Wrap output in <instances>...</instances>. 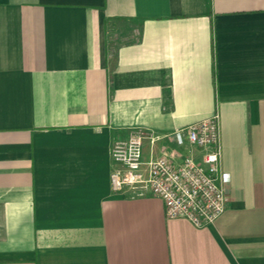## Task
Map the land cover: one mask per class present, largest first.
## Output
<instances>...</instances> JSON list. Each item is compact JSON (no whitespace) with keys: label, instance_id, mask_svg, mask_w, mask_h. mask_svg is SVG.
I'll list each match as a JSON object with an SVG mask.
<instances>
[{"label":"crops","instance_id":"crops-1","mask_svg":"<svg viewBox=\"0 0 264 264\" xmlns=\"http://www.w3.org/2000/svg\"><path fill=\"white\" fill-rule=\"evenodd\" d=\"M216 111L214 223L112 191L114 142L200 161L168 135ZM0 264H264V0H0Z\"/></svg>","mask_w":264,"mask_h":264},{"label":"built area","instance_id":"built-area-1","mask_svg":"<svg viewBox=\"0 0 264 264\" xmlns=\"http://www.w3.org/2000/svg\"><path fill=\"white\" fill-rule=\"evenodd\" d=\"M168 137L177 145L187 141L190 146L199 148L201 160H195L192 154L178 156L175 152L143 160L144 138L153 143L159 136L135 128L125 140L111 146L110 156L117 164L109 174L112 191H130L136 196L156 195L162 200L168 219L184 218L195 227L214 223L228 201L220 168L218 112L176 129Z\"/></svg>","mask_w":264,"mask_h":264}]
</instances>
